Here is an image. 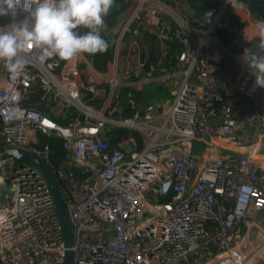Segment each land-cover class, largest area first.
I'll list each match as a JSON object with an SVG mask.
<instances>
[{
	"label": "built area",
	"instance_id": "built-area-1",
	"mask_svg": "<svg viewBox=\"0 0 264 264\" xmlns=\"http://www.w3.org/2000/svg\"><path fill=\"white\" fill-rule=\"evenodd\" d=\"M133 2L113 35L109 77L86 55L66 62L31 49L16 73L0 63V145L25 149L49 165L73 227L66 246L42 173L0 160L3 264H64L67 250L72 264H255L264 258V97L240 52V25L225 12L234 4L248 9L246 3L223 0L206 11L204 26L160 0ZM165 13L173 15V27ZM26 16L18 11L15 22ZM144 20L154 28L159 62L171 41L180 43L179 70L167 71V63L158 74L145 70L138 28ZM11 23V16L0 17V27ZM258 43L255 38L246 49L264 54ZM228 59L238 68L226 80L216 74ZM179 75L165 107L140 103L133 92ZM121 86L129 89L122 93ZM37 90L41 102L68 104L77 113L56 121L30 103ZM94 98L102 99L101 109L91 105ZM121 129L137 131L142 142L133 133L118 134ZM39 135L62 141L60 160Z\"/></svg>",
	"mask_w": 264,
	"mask_h": 264
},
{
	"label": "clouds",
	"instance_id": "clouds-1",
	"mask_svg": "<svg viewBox=\"0 0 264 264\" xmlns=\"http://www.w3.org/2000/svg\"><path fill=\"white\" fill-rule=\"evenodd\" d=\"M115 6L116 0H0V17L13 18L0 27V63L16 73L24 66L23 54L31 49L66 62L103 53L109 44L101 32ZM18 11L27 16L15 22ZM81 28L86 29L83 34ZM257 34L258 47L264 49V22L257 24ZM243 59L255 77L254 88L264 89V54L246 49Z\"/></svg>",
	"mask_w": 264,
	"mask_h": 264
},
{
	"label": "trees",
	"instance_id": "trees-1",
	"mask_svg": "<svg viewBox=\"0 0 264 264\" xmlns=\"http://www.w3.org/2000/svg\"><path fill=\"white\" fill-rule=\"evenodd\" d=\"M164 1H168V0H164ZM222 1L223 0H187L190 8L193 11V14L190 15V18H196L203 23L207 22L206 11L210 8L218 7ZM236 1L246 3L249 12L251 14H253L255 17H257V18H263L264 17V0H236ZM129 2H130L129 0H116V6L110 10L105 21L108 22L109 24H111V23L113 24L116 17L129 5ZM173 26H174V24H171V27H173ZM147 27L148 26L143 25V24L138 26L140 31H142V30L145 31V37L144 38L146 40H148L150 45H151V48H152L153 53H154V65H155L156 70H157L156 74H158L160 72V68L162 66H165L169 59L171 61L174 60V55L180 49V43L177 40L171 41L168 52L166 53L162 62H159L160 47H159V45H158V47L156 46V43L154 42L155 37L152 36L150 33H147L148 32V31H146ZM79 31L81 32V34H83L86 31V29L81 28V29H79ZM214 34H216L220 38H224V32L221 30H215ZM101 35L103 36V38L105 40L108 41L109 47H108L107 51H105L103 53H97L95 55L85 54L86 57L91 61L92 66L100 72H102L103 70H106L107 64H108V62H110V59L112 57L113 47H114L113 37L106 35L104 32H102ZM146 57H147V53L143 49L142 58L146 59ZM133 78H136V77L133 76ZM155 82L156 81H150L148 83H145L143 88H141V89L133 88V92L135 93L136 98L140 103H146L152 99L150 96L149 88L152 85H154ZM120 89H121L122 93H124L125 91H127L129 89V87L128 86H121ZM162 90H164V89H162ZM39 92L40 91L37 90L36 92L31 94L30 102L33 103L39 99V96H40ZM72 111H73L74 115L77 113V110L74 107H71L68 113L71 114ZM45 112H47V111H45ZM47 113L50 114L49 112H47ZM126 113L129 114L130 111H126ZM53 118L60 123H66L67 121H69V119L71 117H67V119H65V120L59 119L56 117H53ZM128 133H133L137 137L139 142L140 143L142 142L141 141V135L137 131L131 132L129 129H121L118 132V134L123 135V136L124 135L126 136ZM118 134H113L112 138L116 139ZM44 141H48L50 144V147L52 150V154H51L52 159L55 162L60 160L64 154V149L62 147V141L58 138L47 139V138L42 136L40 142L43 143Z\"/></svg>",
	"mask_w": 264,
	"mask_h": 264
},
{
	"label": "crops",
	"instance_id": "crops-1",
	"mask_svg": "<svg viewBox=\"0 0 264 264\" xmlns=\"http://www.w3.org/2000/svg\"><path fill=\"white\" fill-rule=\"evenodd\" d=\"M129 1H130L129 5L122 11V12H124L125 15L131 13V11H132V9L134 7L133 0H129ZM160 1L165 3V4H167L169 9H170V11L175 12V13H177L179 15H188V16H190L187 13V11L185 10L182 0H168V1L160 0ZM225 12H226L227 15H229L233 19V21L237 22L240 25V29L241 30L239 32L238 38H239V42L241 44H243L242 49L240 50V52L242 53V51H244V53H245L246 48L252 46L253 40L255 38H259L258 34H257V24L260 23V22H264V21H263L262 18L255 17L253 14H251L249 12L248 9L243 8L242 6H239V4L227 5V7H225ZM165 15H166V13L163 14V18L165 17ZM106 18H107V16L105 17V19ZM173 20H174V17H173L172 14H170V22L168 24L169 25L173 24ZM115 21H116V19H115ZM115 21L113 22V24L112 23L109 24L108 22L105 21L104 25H106L108 28H112L114 26V24H115ZM207 22L203 23L204 26H206ZM143 25L148 26L147 30H146V31H148L147 33H150L152 36L155 37V35L153 33L154 28L148 24V20H144L143 21ZM103 32H104V30H103ZM106 35H109L110 37H113L114 34L112 32H110L109 34H106ZM190 35H191V37L195 38L194 34H190ZM144 37H145V31L142 30V31H140V39L142 41L141 53H142L143 49L147 53V51H146V42L148 40H146ZM154 42L156 43V46L158 47L159 43L156 40V37L154 39ZM149 45H150V43H149ZM174 60H175V55H174ZM174 60L171 61L169 59L167 61V65L168 66L166 65V67H167V69H169L167 71L179 70V68H177L176 65H174ZM235 65H237V64H236V61L234 59H228L226 61V63L221 64L219 66V68L217 70V74H216L217 77H219V78H224L225 77L224 79H226V80L228 78L231 79L234 76V74L236 73L237 69L234 70L233 73L229 72V70L231 68H233ZM102 73H104L105 76H108V77L111 75L110 68H109V62L107 64L106 70H103ZM220 80H223V79H220ZM143 86H144V84L143 85H138L137 88L141 89V88H143ZM225 88L229 89V86H226ZM260 95L262 97H264V89H262V91L260 92ZM30 103H32V102H30ZM90 103L95 109L99 110V109L102 108V99L94 98L93 100L90 101ZM146 103H148V102H146ZM32 104L34 106L38 107V108H41V109L49 112L53 117H56V118H59V119L65 120V119H67V117H73L74 116L73 111H72L71 114L68 113L70 108H71V107L67 108L66 105H68V104H64L63 103V109L61 107H59L54 101L41 102L38 99L35 102H33ZM41 137H42V135H39L40 141H41Z\"/></svg>",
	"mask_w": 264,
	"mask_h": 264
},
{
	"label": "water",
	"instance_id": "water-1",
	"mask_svg": "<svg viewBox=\"0 0 264 264\" xmlns=\"http://www.w3.org/2000/svg\"><path fill=\"white\" fill-rule=\"evenodd\" d=\"M184 4V8L189 15L193 14L192 9L190 8L187 0H182ZM166 23L170 22V17L165 15L164 17ZM125 20L124 12H121L116 18L115 24L112 28H108L106 25L103 26V30L106 34L112 32L116 34ZM146 51L147 57L145 60L144 68L147 71H150L152 74H156L157 70L154 65V53L149 45V41L146 42ZM104 134V133H102ZM0 160H4L6 164H10L12 161L18 162L22 165H30L37 168L45 180L48 183L50 188L52 198L55 204L56 212L59 218V223L61 227V234L66 246H71L73 242V227L69 217V212L66 207L64 198L61 195L60 188L58 186V182L55 174L52 172L49 165L40 157L29 153L25 149L20 147H14L9 145H0ZM2 184L0 183V199L3 198V191L1 190ZM73 253L70 250H67L65 255L64 264H72ZM0 264L3 262L0 260ZM255 264H264V258L257 261Z\"/></svg>",
	"mask_w": 264,
	"mask_h": 264
},
{
	"label": "rangeland",
	"instance_id": "rangeland-1",
	"mask_svg": "<svg viewBox=\"0 0 264 264\" xmlns=\"http://www.w3.org/2000/svg\"><path fill=\"white\" fill-rule=\"evenodd\" d=\"M192 40L194 41V37H192ZM194 42L197 43V40L195 39ZM110 66H111V63H110ZM109 68H110V73H111V67H109ZM236 69H237V65H235L233 68H231L229 70V72L233 73L234 70H236ZM181 81H182L181 75L176 76V77L169 79V80L165 79V80L156 81L158 84L155 82L154 85H152L149 88L150 96L152 98L150 100V102H152L158 108L165 107L171 99V96H172V94L175 90V87H176L175 85L177 83H180ZM162 89H164V90H162Z\"/></svg>",
	"mask_w": 264,
	"mask_h": 264
}]
</instances>
